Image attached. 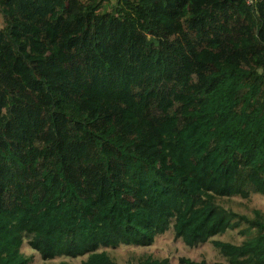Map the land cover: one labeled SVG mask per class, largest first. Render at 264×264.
<instances>
[{
    "label": "trees",
    "instance_id": "obj_1",
    "mask_svg": "<svg viewBox=\"0 0 264 264\" xmlns=\"http://www.w3.org/2000/svg\"><path fill=\"white\" fill-rule=\"evenodd\" d=\"M253 193L264 0H0V264H30L25 241L118 264L108 248L170 229L264 264V212L222 203ZM242 226L240 244L213 239Z\"/></svg>",
    "mask_w": 264,
    "mask_h": 264
},
{
    "label": "rangeland",
    "instance_id": "obj_2",
    "mask_svg": "<svg viewBox=\"0 0 264 264\" xmlns=\"http://www.w3.org/2000/svg\"><path fill=\"white\" fill-rule=\"evenodd\" d=\"M222 203L229 209L241 214L253 216L254 209H260L264 212V196L259 193H253L249 199L234 197L223 199ZM227 230L225 233L216 235L213 239H220L232 243L240 244L246 235L239 230ZM109 254L118 262V264H135L142 257L151 255L155 258H169L172 264H181L180 257H189L196 261L205 260L208 264H227L226 259L210 240L205 244L191 247L186 245L182 239H176L173 229L157 236L156 241L151 246L120 245L117 248H108ZM22 251L32 258L30 264H59L63 260H68L73 264H83L87 256L77 258L56 257L54 259L44 260L41 255L34 250L27 241L22 246Z\"/></svg>",
    "mask_w": 264,
    "mask_h": 264
},
{
    "label": "built area",
    "instance_id": "obj_3",
    "mask_svg": "<svg viewBox=\"0 0 264 264\" xmlns=\"http://www.w3.org/2000/svg\"><path fill=\"white\" fill-rule=\"evenodd\" d=\"M113 1H117V0H113ZM249 2H252V0H248Z\"/></svg>",
    "mask_w": 264,
    "mask_h": 264
}]
</instances>
